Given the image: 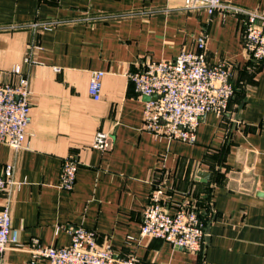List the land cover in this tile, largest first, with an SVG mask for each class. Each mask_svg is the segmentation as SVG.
I'll return each instance as SVG.
<instances>
[{
    "label": "crops",
    "instance_id": "crops-1",
    "mask_svg": "<svg viewBox=\"0 0 264 264\" xmlns=\"http://www.w3.org/2000/svg\"><path fill=\"white\" fill-rule=\"evenodd\" d=\"M224 1L264 13V0ZM49 20L60 22L28 26ZM244 28L239 14L192 12L183 0H0V80L20 65L30 89L24 147L0 143V166L13 162L16 182L0 206L9 201L19 243L4 259H28L31 238L66 246V227L79 225L135 264H264V61L245 52ZM202 33L208 62L232 68L228 111L206 113L193 143L155 136L142 128L148 98L128 73L194 49ZM95 70L104 72L98 100L88 91ZM99 131L110 137L105 150L92 145ZM68 154L78 161L69 191L59 186ZM155 181L169 211L185 197L197 207L205 228L199 251L140 235Z\"/></svg>",
    "mask_w": 264,
    "mask_h": 264
},
{
    "label": "built area",
    "instance_id": "built-area-1",
    "mask_svg": "<svg viewBox=\"0 0 264 264\" xmlns=\"http://www.w3.org/2000/svg\"><path fill=\"white\" fill-rule=\"evenodd\" d=\"M183 8L192 12L205 10L209 16L216 12L243 16V48L253 60L264 61V13L245 10L224 0H183ZM57 22L60 21H34L28 26L35 30L48 28ZM205 41L206 34L202 33L197 37L194 49L184 50L169 60H146L139 69L128 73L135 91L149 97L142 111L144 130L158 137L193 143L197 125L206 113L225 116L235 91L232 68L225 60L208 62ZM24 61L29 65L28 57ZM9 73L11 80H0V143L18 151L24 147L30 121L29 75L20 65L11 68ZM103 74L100 70L91 71L88 91L94 100L100 98ZM110 143L108 132L99 131L95 133L92 145L105 150ZM14 167L13 162L0 166V194L8 195L16 183L13 178ZM77 168L78 161L73 154L63 158L59 174V186L62 189L69 191L73 188ZM165 197L163 187L153 182L142 210L140 235L162 239L190 252L199 251L203 245L205 228L197 207L185 197L176 203L173 211H169L164 202ZM10 213L9 201L6 200L0 206V264H13L4 259L5 251L19 246L18 230L11 224ZM66 229L70 234L68 245L43 246L38 239L31 238L28 259L17 264L136 262L133 255L120 258L109 246H98L94 230L79 225H69Z\"/></svg>",
    "mask_w": 264,
    "mask_h": 264
},
{
    "label": "water",
    "instance_id": "water-1",
    "mask_svg": "<svg viewBox=\"0 0 264 264\" xmlns=\"http://www.w3.org/2000/svg\"><path fill=\"white\" fill-rule=\"evenodd\" d=\"M155 96H152V98H154ZM149 99V97H147ZM208 174H204L202 172L198 173V176H207Z\"/></svg>",
    "mask_w": 264,
    "mask_h": 264
}]
</instances>
